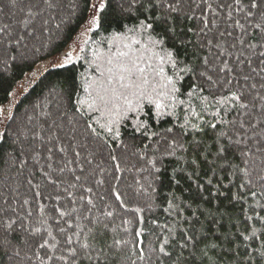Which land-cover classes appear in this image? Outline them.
Returning <instances> with one entry per match:
<instances>
[{"label": "trees", "instance_id": "1", "mask_svg": "<svg viewBox=\"0 0 264 264\" xmlns=\"http://www.w3.org/2000/svg\"><path fill=\"white\" fill-rule=\"evenodd\" d=\"M251 2L109 0L73 59L9 109L0 264H264V0ZM95 3L0 0V118L26 72L62 50ZM117 51L153 84L162 67L175 98L132 111L101 103L107 72L94 53Z\"/></svg>", "mask_w": 264, "mask_h": 264}, {"label": "snow or ice", "instance_id": "2", "mask_svg": "<svg viewBox=\"0 0 264 264\" xmlns=\"http://www.w3.org/2000/svg\"><path fill=\"white\" fill-rule=\"evenodd\" d=\"M108 2L109 0H96V3L92 6L93 15L88 24L87 30H92L93 28H99L102 26L103 13L107 9ZM235 3L239 5L241 4V0H235ZM251 7H257L256 0H252ZM208 8L211 9L212 5L209 4ZM173 10H175V8H173ZM249 15H251V13H249ZM237 25L243 27V25H239L238 21ZM141 26L144 28L152 27L151 24L145 25L143 21H141ZM257 27H259V25H257ZM125 47L129 46L125 45ZM94 56L104 61L106 65L101 72V75L103 76L104 73L107 72V79L100 82V87L103 89L105 94L99 95L97 97V99L105 105H107L112 100L123 101V107H125L129 111H132L134 109H138L141 103L146 101L148 103H155L156 107L160 108L162 106L159 99L160 97L172 95L174 99V94L179 91V89L176 87L175 81L171 77L164 76V69L162 67L159 68L158 71H153L156 76L161 77V79L163 80V84H153L152 82H150L149 77L145 74L146 70L143 67H140L138 61L136 59H133L128 52H110L107 57H101L98 53H94ZM67 60H70V55L66 57V61ZM223 70L224 69L221 68V71ZM253 71H255V69H253ZM262 71H264V69H262ZM201 75H204V73H201ZM208 79L211 80V76H209ZM245 79H247V77H245ZM253 87H255V85H253ZM161 88L168 89V91H160L159 89ZM231 98L234 101L242 100V97L237 96L236 93H231ZM223 99H227V97L222 98L220 102H223ZM262 99H264V97H262ZM81 103H83V101H81ZM95 103L96 101L94 100L92 104H89V108H92ZM240 106L243 107L244 105L241 104ZM118 107H120V105L113 104V107L110 110V114ZM109 123H111V120L109 121ZM101 127L105 128L108 133H112V128L107 124H103L101 125ZM213 127H215V125H213ZM169 131L171 130L169 129ZM113 159H115V157H113ZM88 191H91V189H88ZM115 198L117 200L121 199L118 193H115ZM136 211L140 210L137 209ZM60 215L61 217H63L66 214L64 212H61ZM108 215H111V213H108ZM34 231L39 232L40 229L36 228L34 229ZM60 231L63 232V229H60ZM135 234L136 236H140L141 233L140 231H136ZM49 235H51V233H49ZM67 242L69 244L71 243V237L68 238ZM47 243L48 242L45 241V244ZM116 243L119 244L120 241H116ZM164 243H167V241H165ZM45 244H42L41 247H44ZM52 246L55 247V245ZM82 246L88 247L87 244H84ZM160 250L161 252L164 251L163 246H161ZM58 259L64 260L65 257L60 256Z\"/></svg>", "mask_w": 264, "mask_h": 264}, {"label": "rangeland", "instance_id": "3", "mask_svg": "<svg viewBox=\"0 0 264 264\" xmlns=\"http://www.w3.org/2000/svg\"><path fill=\"white\" fill-rule=\"evenodd\" d=\"M90 20L91 18L84 22V24L77 30L75 35L62 50L51 55L50 57L38 60L35 65L29 71L26 72L24 78L15 87L10 99L7 100V102L2 108V116L0 118V132L8 116L9 109L20 96V94L23 93L34 82V80L47 68L56 65L66 64L73 59L74 53L79 49L81 43L90 32V30H87ZM69 55L70 60L66 61V57H68Z\"/></svg>", "mask_w": 264, "mask_h": 264}]
</instances>
